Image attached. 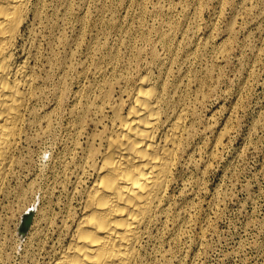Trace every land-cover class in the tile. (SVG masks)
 I'll return each instance as SVG.
<instances>
[{
    "label": "rangeland",
    "instance_id": "1",
    "mask_svg": "<svg viewBox=\"0 0 264 264\" xmlns=\"http://www.w3.org/2000/svg\"><path fill=\"white\" fill-rule=\"evenodd\" d=\"M40 1L30 0V12L24 26L27 28L22 30L23 35L18 40L16 53L18 59H27L28 63L32 65L31 67L34 65L32 68L34 77H36L34 82L38 89L31 105L34 106V109L37 107L35 111L39 114L40 119L25 124L24 127L27 130L24 128L25 131L16 150L17 153H15L21 160L20 165L19 162L17 163L19 166L13 165L11 170L14 174L10 170L11 173L9 172L7 178L9 180L5 185L6 190L0 196V264H48L52 258V254L49 252L51 245L55 244L57 249L60 244L55 238L57 234L53 230L51 231L53 227L50 228L44 223L43 215L45 213L46 216L53 218L64 213L71 197L70 203L77 208L80 203V199H78L80 195L72 192L73 180L76 175H81L79 188L84 186V142L87 131L93 128V123L90 122L93 113L88 112L84 121V118H81V116L84 117V112H80L81 108L87 101L100 104L101 101L97 97V93L103 90L108 77L111 79H109L112 88L111 96L125 98L126 94L121 92L123 86L128 87L129 84H132L136 75L144 73L148 67L152 70L154 78L160 76L163 78L168 89H171L175 83L180 84L181 92L185 91L181 93L185 95H182L183 103L188 107L187 125L189 124L188 127L192 125L195 128L190 127L192 129L190 132L193 134L190 133V139L188 137V141L186 140L183 155L178 160L179 165L176 163L178 167L174 166L168 184L166 200H164L168 207V213L162 215L159 224L152 226L150 233L146 234L148 236L143 237L141 242L143 245L138 247L135 264L141 262V264H264V0H244V2L242 0ZM102 3L105 5L102 6ZM161 4H164L163 8ZM38 7L41 8L38 9ZM32 9H37V13H32ZM78 12L81 14L79 15ZM54 13L57 15L55 16ZM76 16L78 17L76 18ZM32 17L35 20H32ZM261 19L263 20L261 21ZM163 21L164 23L167 21V23L164 24ZM173 21L176 22V24L174 22L172 30L174 42L172 40V48L170 47L169 50L168 47L163 46V43H160L159 32L169 31V23L172 24ZM61 22L64 24L61 25ZM54 24L56 25L54 26ZM114 24L115 26H113ZM30 25L31 28H29ZM228 25H231V30H228L230 29ZM130 31L131 33H129ZM154 33L155 35H153ZM144 37L149 42L144 41ZM180 40L182 41L180 42ZM106 44L107 46H105ZM204 44L207 45L204 47ZM92 45L97 47L94 48ZM153 45L154 47H151ZM22 47L24 50L21 49ZM33 47L37 48L34 50ZM26 48L33 53H30ZM150 49L154 50L150 51ZM136 50L141 51L137 53ZM162 50L164 53L160 52ZM153 53L158 54L160 62H154ZM166 54L174 57H168ZM200 54L202 57H199ZM31 55L32 57H30ZM171 62L173 63L171 64ZM48 64L51 65V70L47 68ZM179 65L181 66L179 67ZM169 68L174 70L171 71ZM156 71H158L157 74ZM44 73L45 80L43 79ZM49 75H52L51 78ZM120 75L125 79L128 78V81H125ZM193 75L195 76L193 77ZM55 78L58 79V82ZM180 78L182 79L180 80ZM180 81L181 83H179ZM188 82L190 83L187 84ZM62 84H66L65 88ZM183 86L185 90H183ZM52 88L56 91L54 89L51 91ZM200 93L205 96L202 97ZM194 94H197L196 98ZM38 96H41V99ZM80 96L85 98H80ZM80 102L83 105H80ZM193 103L194 108H191ZM103 110L101 112L103 116L110 113V107L106 104L103 105ZM192 111L194 112L192 113ZM89 117L91 118L89 119ZM80 126L82 129L79 128ZM43 127L50 128L47 130ZM42 134L44 135L42 136ZM212 143H216V146ZM22 156L23 158H21ZM74 164L75 168L80 165V169L78 167L75 169ZM185 165L187 166L185 167ZM174 171L176 172L174 173ZM11 174H13L12 177H15L12 178ZM74 174L75 176H73ZM65 175H68L69 178ZM183 181L185 184L183 183L182 187L181 182ZM7 199L8 201H6ZM58 199L60 202H57ZM173 199L174 201H172ZM63 205L65 206L63 207ZM30 207L33 209L32 228H28L25 233H20L22 215ZM177 208L180 209L179 212ZM171 216L173 223L170 221ZM35 222L36 224H34ZM163 224L167 225L166 228ZM41 227L42 230H40ZM37 230L40 232L39 234ZM159 230H163V234ZM52 241L53 243H51ZM143 257L146 259L144 262Z\"/></svg>",
    "mask_w": 264,
    "mask_h": 264
},
{
    "label": "bare ground",
    "instance_id": "2",
    "mask_svg": "<svg viewBox=\"0 0 264 264\" xmlns=\"http://www.w3.org/2000/svg\"><path fill=\"white\" fill-rule=\"evenodd\" d=\"M36 1V0H35ZM42 1V0H41ZM40 1V2H41ZM46 1V0H45ZM56 1V0H55ZM93 1V0H92ZM103 1V0H102ZM172 1V0H170ZM185 1V0H184ZM190 0H188L189 2ZM219 1V0H218ZM223 1V0H222ZM221 1V3H222ZM244 2V0H242ZM241 1V2H242ZM43 2V1H42ZM97 2V0H96ZM159 2V0H158ZM242 2V3H243ZM64 3V2H63ZM71 3V2H70ZM83 3V2H82ZM163 3V2H162ZM168 3V2H167ZM177 3V2H176ZM181 3V2H180ZM194 3V2H193ZM191 3V4H193ZM30 0H0V196L5 192V185L13 165H20L15 155L24 126L27 122L39 120V114L31 103L36 95V85L33 67L27 59H18L16 55L18 40L22 37V30L29 10ZM34 4V3H33ZM69 4V2H68ZM95 4V2H94ZM99 4V3H98ZM104 3H102L103 6ZM146 4V3H145ZM154 4V3H153ZM159 4V3H158ZM170 4V3H169ZM174 4V2H173ZM179 4V3H178ZM190 4V3H188ZM46 5V4H44ZM43 5V6H44ZM64 5V4H63ZM88 5V4H87ZM96 5V4H95ZM105 5V4H104ZM147 5V4H146ZM156 5V4H155ZM162 8L164 4H161ZM35 6V5H34ZM40 6V5H38ZM49 6V5H48ZM139 6V5H138ZM143 6V5H142ZM152 6V5H151ZM160 6V4H159ZM158 6V7H159ZM168 6V5H167ZM170 6V5H169ZM178 6V5H177ZM180 6V5H179ZM190 6V5H189ZM194 6V4H193ZM218 6V5H216ZM235 6V5H234ZM31 7V6H30ZM46 7V6H45ZM96 7V6H95ZM140 7V6H139ZM146 7V6H145ZM148 7V5H147ZM146 7V8H147ZM153 7V6H152ZM151 7V8H152ZM157 7V9H158ZM160 7V8H161ZM174 7V6H172ZM185 8V6H183ZM182 7V8H183ZM220 7V5H219ZM231 7V6H230ZM41 8V7H40ZM38 7V9H40ZM61 8V7H60ZM69 6L67 7V9ZM80 8V6H79ZM78 8V9H79ZM81 8H83L81 6ZM142 8V7H141ZM171 8V6H170ZM176 8V7H175ZM188 8V7H187ZM196 8V7H194ZM165 9V8H164ZM163 9V10H164ZM232 9V8H231ZM42 10V9H41ZM59 10V9H58ZM66 10V8H65ZM82 10V9H81ZM144 10V9H142ZM151 9L149 8V11ZM176 10V9H175ZM183 10V9H182ZM195 10V9H194ZM37 13V9H32ZM57 11V10H56ZM71 12V10H69ZM140 11V9H139ZM138 11V12H139ZM156 11V10H154ZM153 11V12H154ZM169 11V10H168ZM180 11V10H179ZM178 11V12H179ZM198 11V10H197ZM215 11V10H214ZM219 11V9H218ZM41 12V11H40ZM45 12V11H43ZM64 12V11H63ZM102 12V11H101ZM145 12V11H144ZM148 12V11H147ZM146 12V13H147ZM152 12V13H153ZM160 12V11H159ZM162 12V11H161ZM184 12V11H183ZM189 12V9H188ZM193 12V11H192ZM196 12V11H195ZM194 12V14H195ZM213 12V10H212ZM42 13V12H41ZM39 13V14H41ZM46 13V12H45ZM57 13V12H55ZM54 13V15H55ZM67 13V12H66ZM97 13V12H96ZM100 13V12H99ZM141 13V12H140ZM145 13V14H146ZM163 13V12H162ZM186 13V11H185ZM44 14V13H43ZM42 14V15H43ZM60 14V13H59ZM79 14V12H78ZM81 14V13H80ZM79 14V15H80ZM101 14V13H100ZM139 14V13H138ZM144 14V15H145ZM148 14V13H147ZM165 14V13H164ZM163 14V15H164ZM168 14V12H167ZM171 14V13H170ZM169 14V15H170ZM184 14V13H183ZM188 14V13H187ZM193 14V15H194ZM214 14V13H213ZM218 14V13H217ZM57 15V14H56ZM55 15V16H56ZM74 15V13H73ZM143 15V14H142ZM158 15V14H156ZM192 15V17H193ZM41 16V15H40ZM67 16V15H66ZM72 16V15H71ZM75 16V15H74ZM84 16V15H83ZM191 16V15H190ZM195 16V15H194ZM217 16V15H216ZM36 18V16H34ZM32 17V20H35ZM78 16H76L77 18ZM137 17H139L137 15ZM159 17V16H157ZM169 17V16H168ZM171 17V16H170ZM31 18V17H30ZM29 18V19H30ZM56 18V17H55ZM60 18V17H58ZM75 18V17H74ZM80 18V17H79ZM98 18V16H97ZM164 18V17H163ZM264 18V17H263ZM63 19V18H62ZM67 19V18H66ZM154 19V18H153ZM152 19V20H153ZM157 19V18H156ZM162 19V18H161ZM169 19V18H168ZM193 19V18H192ZM195 19V18H194ZM39 20V19H37ZM42 20V19H40ZM59 20V19H58ZM61 20V18H60ZM84 20V19H83ZM173 20V19H172ZM263 19H261L262 21ZM31 21V20H30ZM63 22V20H61ZM80 21V20H79ZM78 21V22H79ZM160 21V20H159ZM264 21V20H263ZM33 22V21H32ZM57 22V19H56ZM55 22V23H56ZM61 22V25L64 23ZM77 22V23H78ZM170 22V21H169ZM173 25L169 23V31L159 32L160 43L171 47ZM211 22V21H210ZM80 23V22H79ZM82 23V22H81ZM158 23V22H156ZM164 23V21H163ZM167 21L164 23L166 24ZM264 23V22H263ZM33 24V23H32ZM51 24V23H50ZM57 24V23H56ZM54 24V26L56 25ZM60 24V23H59ZM153 24V22H152ZM150 23V25L152 26ZM176 24V22H175ZM214 24V23H213ZM212 24V26H213ZM39 25V24H38ZM52 25V24H51ZM81 25V24H80ZM168 25V24H167ZM208 25V24H206ZM28 26V24H27ZM37 26V25H34ZM68 26V25H67ZM77 26V25H76ZM115 26V24L113 25ZM177 26V25H176ZM229 26V25H228ZM53 27V25H52ZM51 27V28H52ZM58 27V26H56ZM70 27V26H69ZM72 27V25H71ZM112 27V26H111ZM150 27V26H149ZM158 27V26H157ZM161 27V26H160ZM168 27V26H167ZM231 30V25L229 26ZM31 28V25L30 27ZM35 28V27H34ZM55 28V27H54ZM64 28V27H63ZM114 28V27H113ZM155 28V27H154ZM153 28V29H154ZM159 28V27H158ZM208 28V26H207ZM216 28V27H214ZM227 28V27H226ZM73 29V28H72ZM148 29V28H147ZM160 29V28H159ZM163 29V28H162ZM34 30V29H33ZM53 30V28L51 29ZM71 30V29H70ZM77 30V29H76ZM166 30V29H165ZM208 30V29H207ZM215 30V29H214ZM227 30V31H228ZM24 31V30H23ZM39 31V30H38ZM55 31V30H54ZM57 31V30H56ZM73 31H75L73 29ZM127 31V30H126ZM129 31V30H128ZM127 31V32H128ZM143 31V30H142ZM150 31V30H149ZM163 31V30H162ZM181 31V30H180ZM205 31V30H204ZM31 32V31H30ZM61 32V31H60ZM140 32V31H139ZM148 32V31H147ZM146 32V33H147ZM156 32V31H155ZM176 32V31H175ZM209 32V31H208ZM24 33V32H23ZM29 33V32H28ZM35 33V32H34ZM56 33V32H55ZM131 33V31L129 32ZM128 33V34H129ZM143 33V32H142ZM157 33V32H156ZM226 33V32H225ZM228 33V32H227ZM52 34V33H51ZM125 34V33H124ZM141 34V32H140ZM144 34V33H143ZM175 34V33H174ZM173 34V35H174ZM230 34V33H229ZM60 35V34H59ZM62 35V33H61ZM60 35V36H61ZM149 35V34H148ZM155 35V33L153 34ZM177 35V34H175ZM32 36V35H31ZM38 36V35H37ZM36 36V37H37ZM125 36V35H124ZM145 36V35H144ZM152 36V35H151ZM209 36V35H208ZM28 37V36H27ZM30 37V36H29ZM58 37V36H56ZM60 38V37H59ZM106 38V37H105ZM108 38V36H107ZM106 38V39H107ZM149 38V37H148ZM152 38V37H151ZM155 38V37H153ZM175 38V37H174ZM207 38V37H206ZM225 38V37H223ZM55 39V38H54ZM126 39V38H125ZM145 39V37H144ZM22 40V39H21ZM105 40V39H104ZM110 40V39H108ZM106 40V41H108ZM142 40V38H141ZM153 40V39H152ZM158 40V38H157ZM186 40V39H185ZM184 40V41H185ZM189 40V39H188ZM209 40V39H208ZM228 40V39H226ZM23 41V40H22ZM25 41V40H24ZM98 41V40H97ZM123 41V40H122ZM125 41V40H124ZM123 41V42H124ZM146 41V39L144 40ZM159 41V40H158ZM157 41V43H158ZM182 40H180L181 42ZM31 42V41H30ZM146 42H149L148 40ZM156 42V41H155ZM174 42V40H173ZM188 42V41H187ZM190 42V41H189ZM222 42V41H221ZM226 43L225 41H223ZM26 43V41H25ZM96 44V42L94 41ZM103 43V42H102ZM101 43V44H102ZM204 43V41H203ZM223 43V44H224ZM22 44V43H21ZM30 44V43H29ZM93 44V45H95ZM105 44V43H104ZM156 44V43H154ZM174 44V43H173ZM179 43L177 42V45ZM187 44V43H186ZM190 44V43H188ZM20 45V44H19ZM27 45V44H26ZM31 45V44H30ZM29 45V46H30ZM35 45V44H34ZM92 45V46H93ZM98 45V44H96ZM161 45V44H159ZM176 45V44H175ZM176 45V47H178ZM198 45V44H197ZM207 45V44H206ZM204 44V47L206 46ZM21 46V45H20ZM19 46V47H20ZM23 46H25L23 44ZM37 46V45H36ZM100 46V45H99ZM103 46V45H102ZM107 46V44L105 45ZM104 46V47H105ZM156 46V45H155ZM185 46V45H184ZM190 46V45H189ZM188 46V47H189ZM220 46V45H219ZM218 46V47H219ZM94 47V46H93ZM97 47V46H95ZM94 47V48H95ZM139 47V46H138ZM151 47H154L151 46ZM175 47V46H174ZM180 47V46H179ZM187 47V46H186ZM187 47V48H188ZM223 47V45H222ZM22 47L21 49H23ZM31 48V47H30ZM35 47H33L34 49ZM37 48V47H36ZM35 48V49H36ZM136 48V46H135ZM141 48V46L139 47ZM165 48V47H164ZM172 48V47H171ZM182 48V47H181ZM186 48V49H187ZM27 49V48H26ZM34 49V50H35ZM99 49V48H97ZM102 50V48H100ZM149 50V48H147ZM183 49V48H182ZM198 49V48H197ZM203 49V48H202ZM205 49V48H204ZM207 49V48H206ZM224 49V47H223ZM221 48V51L223 50ZM24 50V49H23ZM28 50V49H27ZM41 50V49H40ZM138 50V49H137ZM136 50V51H137ZM143 50V49H142ZM154 50V49H153ZM150 49V51H153ZM165 50V49H164ZM170 50V49H169ZM220 50V49H218ZM29 51V50H28ZM52 51V50H51ZM96 51V49H95ZM99 51V50H98ZM141 50L137 51L140 53ZM149 51V52H150ZM156 51V50H155ZM178 51V50H177ZM181 51V50H180ZM190 51V50H189ZM204 51V50H203ZM25 52V51H24ZM30 52V51H29ZM144 52V51H142ZM160 52H163L160 51ZM184 52V50H183ZM196 53L194 51H191ZM202 52V51H201ZM223 52V51H222ZM225 52V51H224ZM26 53V52H25ZM33 53V52H30ZM43 53V52H42ZM95 53V52H94ZM159 53V52H158ZM164 53V52H163ZM168 53V52H167ZM189 53V52H188ZM200 53V50H199ZM204 53V52H203ZM221 53V52H219ZM48 54V53H46ZM160 54V53H159ZM170 54V53H168ZM174 54V53H173ZM190 54V53H189ZM192 54V53H191ZM198 54V53H197ZM218 54V52H217ZM24 55V54H23ZM29 55V54H28ZM33 55V54H32ZM32 55L30 57H32ZM36 55V54H35ZM42 55V54H41ZM154 62H160L155 53ZM177 55V54H176ZM185 55V54H184ZM224 55V54H223ZM20 56V55H19ZM39 56V55H38ZM51 56V53H50ZM151 56V55H150ZM164 56V55H163ZM166 56H171L167 55ZM186 56V55H185ZM192 57V55H190ZM189 56V57H190ZM195 56V55H194ZM201 54L199 55V57ZM25 57V56H24ZM35 57V56H34ZM40 57V56H39ZM45 57V56H44ZM172 57V56H171ZM174 57V56H173ZM172 57V58H173ZM188 57V56H187ZM202 57V56H201ZM221 57V56H220ZM48 58V57H47ZM171 58V59H172ZM177 58V57H176ZM184 58V57H183ZM186 58V57H185ZM39 59V58H38ZM37 59V60H38ZM42 59V58H40ZM45 59V58H44ZM43 59V60H44ZM49 59V58H48ZM162 59V58H161ZM217 59V58H216ZM34 60V59H33ZM46 60V59H45ZM173 60V59H172ZM171 60V61H172ZM179 60V59H178ZM195 60V59H194ZM49 61V60H48ZM50 61L51 58H50ZM165 61V60H164ZM187 61V60H185ZM192 61V60H191ZM196 61V60H195ZM34 64V61H32ZM38 62V61H37ZM41 62V61H40ZM147 62V61H146ZM145 62V63H146ZM163 62V61H162ZM180 62V61H179ZM216 62V61H215ZM51 63V62H50ZM153 63V64H156ZM173 62H171L172 64ZM47 64V62H46ZM147 64V63H146ZM150 64V63H149ZM162 64V63H161ZM169 64V63H168ZM182 64L183 61H182ZM187 64V62H186ZM194 64V63H193ZM43 66V64H41ZM49 68L51 67L48 64ZM166 65V64H165ZM38 67V65H36ZM41 66V67H42ZM114 66V65H113ZM148 67V65H146ZM150 66V65H149ZM162 66V65H161ZM169 66V65H168ZM173 66V65H172ZM181 65H179L180 67ZM193 66V65H192ZM36 67V68H37ZM39 67V68H41ZM151 67V66H150ZM43 68V67H42ZM41 68V69H42ZM166 68V67H165ZM52 69V67H51ZM50 69V70H51ZM54 69V68H53ZM146 69V68H145ZM155 69V68H154ZM170 69V68H169ZM181 69V68H178ZM188 69V67H187ZM186 69V70H187ZM39 70V69H38ZM43 70V69H42ZM98 70V69H97ZM96 70V71H97ZM101 70V69H99ZM157 70V69H156ZM166 70V69H165ZM171 70V69H170ZM174 70V69H173ZM171 70V71H173ZM176 70V69H175ZM104 71V70H103ZM102 71V72H103ZM109 71V70H108ZM145 71V70H144ZM148 69L136 75L132 84L123 86L121 92L125 98L111 96L110 78L105 80L103 90L97 93L101 101L85 102L80 112H84V121L88 112L93 113L91 121L93 128L87 131L84 142V186L81 184V175H76L73 184V193L79 194L80 203L76 208L70 200L64 213L51 218L43 215L44 223L53 227L60 246L55 244L49 251L52 254L48 264H135L138 256V247L143 237L150 233L162 215L167 212L165 195L168 189L173 169L182 156L186 147V140L190 136V127L187 125L188 107L183 103L180 84H174L171 89L163 78L152 75ZM168 71V70H167ZM183 71V70H182ZM190 71V70H189ZM188 71V72H189ZM209 71V70H208ZM35 72V71H34ZM56 72V71H55ZM100 72V71H99ZM158 71H156L157 74ZM180 72V71H179ZM39 73V71H38ZM48 73V72H47ZM101 73V72H100ZM136 73V72H135ZM134 73V74H135ZM121 74V73H120ZM124 74V73H123ZM122 74V75H123ZM133 74V75H134ZM155 74V73H154ZM179 74V73H177ZM184 74V73H183ZM40 75V74H39ZM38 75V77H39ZM65 75V74H64ZM120 75V76H122ZM132 75V77H133ZM162 75V74H161ZM182 75V74H181ZM50 76V75H49ZM52 76V75H51ZM50 76V78H51ZM60 76V75H59ZM125 76V75H123ZM122 76V77H123ZM129 76V75H127ZM156 76V75H155ZM159 76V75H158ZM169 76V75H168ZM173 76V75H171ZM170 76V77H171ZM195 75H193L194 77ZM47 77V76H46ZM55 77V76H53ZM65 77V76H63ZM62 77V78H63ZM166 77V76H165ZM164 77V78H165ZM183 77V76H181ZM185 77V76H184ZM189 77V76H188ZM41 78V77H39ZM60 78V77H59ZM116 78V77H115ZM114 78V79H115ZM120 78V77H119ZM124 78V77H123ZM122 78V79H123ZM169 78V77H168ZM167 78V80H168ZM191 78V77H190ZM42 79V78H41ZM45 80V73L44 78ZM48 79V78H47ZM53 79V78H52ZM61 79V78H60ZM65 79V78H63ZM110 79V80H109ZM128 79V78H127ZM124 78L125 81H128ZM131 79V78H130ZM182 78H180L181 80ZM186 79V78H185ZM194 79V78H193ZM43 80V81H44ZM56 80V78H55ZM58 80V79H57ZM56 80V82H58ZM113 80V79H112ZM121 80V78H120ZM166 80V79H165ZM174 80V79H173ZM184 80V79H183ZM187 80V79H186ZM42 81V80H41ZM47 81V80H46ZM45 81V82H46ZM52 81V80H51ZM62 81V79H61ZM64 81V80H63ZM131 81V80H130ZM175 81V80H174ZM190 81V80H189ZM194 81V80H193ZM192 81V82H193ZM196 81V80H195ZM55 82V81H54ZM117 82V81H116ZM114 82V83H116ZM120 82V81H118ZM167 82V81H166ZM177 82V81H176ZM62 83V82H61ZM125 83V82H124ZM128 83V82H127ZM181 83V81L179 82ZM183 83V82H182ZM185 83V82H184ZM188 82L187 84H189ZM58 84V83H57ZM57 84H55L57 86ZM117 84V83H116ZM122 84V83H121ZM53 85V84H52ZM63 85V84H62ZM184 85V84H183ZM201 85V84H200ZM64 88L66 86L63 85ZM113 86V85H112ZM120 86V85H119ZM170 86V85H169ZM190 86V85H189ZM55 87V86H54ZM62 87V86H61ZM184 87V86H183ZM40 88V87H39ZM189 88V87H188ZM201 88V87H200ZM41 89V88H40ZM39 89V90H40ZM43 89V88H42ZM54 88L51 89V91ZM187 89V88H186ZM191 89V88H190ZM55 90V89H54ZM185 90V87L184 89ZM56 91V90H55ZM62 91V90H60ZM92 91V90H91ZM99 91V90H98ZM202 91V90H200ZM40 92V91H39ZM38 92V93H39ZM64 92V89H63ZM120 92V93H121ZM185 92V91H184ZM183 92V93H184ZM189 92V91H186ZM47 93V92H46ZM44 93V94H46ZM89 93V92H88ZM119 93V94H120ZM198 93V92H195ZM202 93V92H201ZM200 93V94H201ZM49 94V93H48ZM55 92L53 93V95ZM41 95V94H40ZM43 95V94H42ZM57 95V94H56ZM118 95V94H117ZM188 95V94H187ZM190 95V94H189ZM188 95V96H189ZM197 94H194V97ZM202 97L205 95L201 94ZM47 96V95H46ZM87 98L88 95H84ZM185 96V95H184ZM187 98L189 99V97ZM191 96V95H190ZM37 97V96H36ZM39 97V96H38ZM41 97V96H40ZM39 97V98H40ZM44 97V96H43ZM42 97V98H43ZM55 97V95H54ZM57 97V96H56ZM193 97V98H194ZM58 98V97H57ZM56 98V99H57ZM80 98H85L81 97ZM115 98V99H114ZM184 98V97H183ZM186 98V99H187ZM196 98V97H195ZM194 98V99H195ZM201 98V96H200ZM41 99V98H40ZM47 99V98H46ZM55 99V100H56ZM185 99V100H186ZM198 99V98H197ZM36 100V99H35ZM43 100V99H42ZM45 100V99H44ZM50 100V99H47ZM80 101V99H78ZM82 100V99H81ZM90 100V99H88ZM199 100V99H198ZM34 101V100H33ZM51 101V100H50ZM192 101V99H191ZM196 101V99H195ZM83 102V101H82ZM190 102V101H189ZM193 102V101H192ZM197 102V101H196ZM49 103V102H48ZM110 107V113L102 115L103 105ZM195 103V102H194ZM194 103L191 108H194ZM200 103V101H199ZM76 104V103H75ZM80 105L83 103H79ZM78 104V105H79ZM190 104V103H189ZM41 105V104H40ZM79 105V106H80ZM76 106V105H75ZM42 107V106H41ZM55 107V106H54ZM52 107V108H54ZM78 107V106H77ZM43 108V107H42ZM51 108V109H52ZM108 109V108H107ZM197 109V108H196ZM50 110V109H49ZM39 111V110H38ZM45 111V110H44ZM43 111V112H44ZM53 111V110H51ZM77 111V110H76ZM106 111V110H105ZM191 111V110H190ZM195 111V110H194ZM192 111V113L194 112ZM47 112V111H46ZM72 112V111H71ZM78 112V111H77ZM48 113V112H47ZM46 113V114H47ZM54 113V111H53ZM73 113V112H72ZM75 113V112H74ZM79 113V112H78ZM196 113V112H195ZM71 114V113H70ZM89 114V113H88ZM190 114V113H189ZM43 115V113H42ZM49 115V114H48ZM74 115V114H72ZM103 117H102V116ZM193 115V114H192ZM51 116V115H50ZM49 116V117H50ZM70 116V115H69ZM76 116V115H75ZM90 116V115H89ZM190 116V115H189ZM198 116V114H197ZM43 117V116H42ZM48 117V116H46ZM54 117V116H53ZM52 117V118H53ZM39 118V119H38ZM73 118V117H72ZM88 118V117H87ZM44 119V118H43ZM197 120V119H196ZM191 121V120H189ZM41 122V121H40ZM49 122V120H48ZM193 122V121H192ZM39 123V121H38ZM42 123V122H41ZM47 123V122H46ZM50 123V122H49ZM48 123V125H49ZM88 123V122H87ZM86 123V124H87ZM190 123V122H189ZM33 124V123H32ZM43 124V123H42ZM85 124V123H84ZM192 124V123H191ZM28 125V124H27ZM39 125V124H38ZM46 125V124H44ZM196 125V124H195ZM32 126V125H31ZM40 126V125H39ZM29 127V126H28ZM38 127V126H37ZM46 127V126H45ZM43 127V128H45ZM50 128V127H48ZM48 128H45L49 130ZM81 128V126L79 127ZM192 128H195L192 126ZM203 128V127H202ZM27 130V128H25ZM31 129V128H30ZM44 129V130H45ZM82 129V128H81ZM86 129V128H85ZM43 130V131H44ZM78 130V129H77ZM197 130V129H196ZM40 132V129L38 130ZM195 131V130H194ZM28 132V131H27ZM30 132V131H29ZM34 132V131H33ZM37 132V131H36ZM35 132V133H36ZM38 132V133H39ZM42 132V131H41ZM49 132V131H47ZM203 132V131H201ZM204 133V132H203ZM224 133V132H223ZM222 133V134H223ZM34 134V133H33ZM46 134V133H45ZM200 134V133H199ZM221 134V135H222ZM28 135V134H27ZM26 135V136H27ZM30 135V134H29ZM36 135V134H35ZM44 134H42L43 136ZM220 135V136H221ZM196 136V135H195ZM202 136V135H201ZM30 138L32 136H29ZM37 137V136H34ZM38 138V137H37ZM202 138V137H201ZM34 139V138H33ZM190 139V137H189ZM24 140V139H23ZM29 140V139H28ZM37 140V139H36ZM42 140V139H39ZM194 140V139H193ZM188 141V140H187ZM216 141V140H215ZM32 142V141H31ZM214 142V141H213ZM30 143V142H29ZM218 144V141L216 142ZM215 143V144H216ZM31 144V143H30ZM189 144V143H188ZM196 144V142H195ZM194 144V145H195ZM213 144V143H212ZM215 145V144H213ZM190 145V144H189ZM193 145V146H194ZM28 146V145H27ZM200 146V145H197ZM196 146V147H197ZM209 146V145H208ZM216 146V145H215ZM195 147V146H194ZM27 148V147H25ZM24 148V149H25ZM200 148V147H199ZM21 149V148H20ZM187 149V148H186ZM199 150V149H198ZM190 151V150H189ZM211 151V149H210ZM83 152V151H82ZM212 152V151H211ZM210 152V153H211ZM187 153V152H186ZM192 153V152H191ZM23 154V153H20ZM190 154V153H189ZM209 154V153H208ZM212 154V153H211ZM193 155V153H192ZM82 156V155H81ZM80 156V158H81ZM189 156V155H188ZM190 157V156H189ZM23 158V156L21 157ZM189 159V158H188ZM24 160V159H22ZM26 160V159H25ZM191 160V159H190ZM80 161V160H79ZM82 161V160H81ZM183 161V160H182ZM195 161V160H194ZM24 162V161H23ZM189 162V161H188ZM78 163V162H77ZM81 163V162H80ZM190 163V162H189ZM195 163V162H194ZM17 164V165H18ZM187 164V163H186ZM18 165V166H19ZM179 165V163H178ZM183 165V164H182ZM189 165V164H188ZM192 165V164H191ZM25 166V165H23ZM75 168V164L73 165ZM177 166V165H176ZM187 165H185L186 167ZM78 167V165H77ZM76 167V168H77ZM80 167V165H79ZM78 167V168H79ZM178 167V166H177ZM176 167V169H177ZM181 167V165H180ZM67 168V167H66ZM75 168V169H76ZM182 168V167H181ZM24 169V168H23ZM80 169V168H79ZM175 169V170H176ZM180 169V168H179ZM16 170V169H15ZM19 170V169H18ZM21 170V169H20ZM64 170V169H63ZM73 170V169H72ZM71 170V171H72ZM186 170V169H185ZM12 171V170H11ZM68 171V169H67ZM10 172V173H9ZM13 172V171H12ZM75 172V171H74ZM176 171H174L175 173ZM69 173V172H68ZM14 174V172H13ZM11 174V177L12 175ZM17 174V173H16ZM71 174V173H70ZM179 174V173H178ZM177 174V175H178ZM19 175V174H18ZM69 175V174H68ZM67 175V176H68ZM66 176V175H65ZM66 176V177H67ZM75 176V174L73 175ZM72 176V177H73ZM15 177V176H13ZM12 177V178H13ZM176 177V175H175ZM183 178V175L181 176ZM69 178V176H68ZM180 179V178H179ZM66 180V179H65ZM184 180V179H183ZM62 181V180H61ZM181 181V180H180ZM64 182V181H63ZM62 182V183H63ZM66 182V181H65ZM186 182L188 180L186 179ZM59 183V182H58ZM61 183V182H60ZM71 183V182H70ZM69 183V184H70ZM176 183V182H175ZM179 183V182H178ZM182 184L184 183L181 182ZM54 184V183H53ZM57 184V183H56ZM185 184V183H184ZM182 185V187L184 186ZM188 184V183H187ZM8 185V182H7ZM10 185V184H9ZM54 185H52L53 187ZM62 186V185H61ZM13 187V186H12ZM55 187V186H54ZM64 187V186H62ZM67 187V186H66ZM68 188V187H67ZM173 188V187H172ZM10 189V188H9ZM48 189V188H47ZM64 189V188H63ZM66 189V188H65ZM182 189V188H181ZM185 189V188H184ZM54 190V189H53ZM52 190V191H53ZM72 190V187H71ZM171 190V188H170ZM180 190V189H179ZM10 191V190H9ZM14 191V190H13ZM45 191V190H44ZM43 191V192H44ZM68 191V190H67ZM66 191V193H67ZM174 191V190H173ZM12 192V191H10ZM9 192V195H10ZM20 192V191H19ZM49 192V191H48ZM51 192V191H50ZM62 192V191H60ZM69 192V191H68ZM71 192V191H70ZM171 192V191H170ZM181 192H183L181 190ZM8 193V192H6ZM12 194V193H11ZM16 194V193H15ZM47 194V193H46ZM50 194V193H49ZM55 194V193H54ZM57 194V193H56ZM59 194V193H58ZM72 194V193H71ZM73 194V195H74ZM17 195V194H16ZM20 195V194H19ZM169 195V194H168ZM6 196V195H4ZM3 196V198H4ZM18 196V195H17ZM45 196V195H44ZM61 196V195H60ZM72 196V195H71ZM171 196V195H170ZM8 197V196H7ZM10 197V196H9ZM46 197V196H45ZM49 197V195H48ZM47 197V198H48ZM59 197V196H58ZM67 197V196H66ZM74 197V196H73ZM175 197V196H174ZM1 198V199H3ZM53 199V198H52ZM65 199V198H61ZM74 199V198H73ZM51 200V199H50ZM57 200V199H56ZM55 200V201H56ZM76 200V199H75ZM8 201V199L6 200ZM174 201V199L172 200ZM171 201V202H172ZM3 202V201H2ZM57 202H60L59 199ZM55 202V203H57ZM65 202V201H63ZM74 202V201H73ZM47 203V202H46ZM4 204V202H3ZM49 204V203H48ZM61 204V203H60ZM75 204V203H74ZM175 204V203H174ZM5 206V204H4ZM57 206V205H56ZM65 205H63L64 207ZM3 207V206H2ZM54 207V206H53ZM171 207V205H170ZM176 207V206H175ZM31 208V207H30ZM46 208V207H45ZM50 208V206H49ZM173 208V206H172ZM3 209H5L3 207ZM43 209V208H42ZM56 209V208H55ZM178 209V208H177ZM184 209V208H183ZM48 210V208H47ZM180 209H178L179 212ZM182 210V209H181ZM1 211V210H0ZM40 211V209H39ZM45 211V210H43ZM184 211V210H183ZM38 212V211H37ZM52 212V211H51ZM176 212V210H175ZM174 212V213H175ZM185 212V211H184ZM188 212V210H187ZM186 212V213H187ZM40 213V212H39ZM57 213V212H56ZM59 213V212H58ZM168 213V212H167ZM182 213V212H181ZM180 213V214H181ZM52 214V213H51ZM185 214V213H184ZM36 215V213H35ZM176 216V214H175ZM179 216V215H178ZM180 217V216H179ZM2 218V217H1ZM35 218V217H34ZM59 218V219H57ZM168 218V217H167ZM166 219V218H165ZM177 219V218H176ZM33 220V218H32ZM35 220V219H34ZM40 220V218H39ZM164 220V219H163ZM182 220V219H181ZM186 220V218H185ZM2 221V219H1ZM172 222V216L171 220ZM169 221V222H170ZM183 221V220H182ZM165 222V221H164ZM186 222V221H184ZM183 222V223H184ZM1 223V222H0ZM40 223V222H39ZM162 223V222H161ZM167 223V222H166ZM173 223V222H172ZM178 223V222H177ZM36 224V222L34 223ZM159 224V223H158ZM186 224V223H185ZM44 225V224H43ZM42 225V226H43ZM164 225V224H163ZM177 225V224H176ZM41 226V225H40ZM39 226V227H40ZM162 226V225H161ZM165 226V225H164ZM167 226V225H166ZM165 226V228H166ZM31 227V224L29 228ZM32 228V227H31ZM36 228V227H35ZM158 228V227H156ZM168 228V227H167ZM171 228V225H170ZM173 228V227H172ZM47 229V228H46ZM164 229V228H163ZM42 230V227L40 228ZM45 230V229H43ZM49 230V229H48ZM169 230V229H168ZM167 230V231H168ZM32 231V230H31ZM30 231V233H31ZM38 231V230H37ZM161 231V230H159ZM163 231V230H162ZM161 231V233H162ZM166 231V230H165ZM43 232V231H42ZM45 232V231H44ZM48 232V231H47ZM156 232V231H155ZM40 232L38 231V234ZM46 233V232H45ZM53 233V232H52ZM152 233V232H151ZM158 233V232H157ZM159 233V234H161ZM36 234V233H35ZM47 234V233H46ZM49 234V233H48ZM163 234V233H162ZM43 235V234H42ZM41 235V236H42ZM45 235V234H44ZM152 235V234H151ZM31 236V235H30ZM148 236V235H146ZM162 236V235H161ZM34 237V236H33ZM37 237V236H35ZM39 237V236H38ZM51 237V236H50ZM63 237V238H61ZM152 237V236H151ZM155 237V236H154ZM40 238V237H39ZM44 239V238H43ZM46 239V238H45ZM51 239V238H50ZM149 239V238H148ZM147 239V240H148ZM35 240V239H34ZM145 240V239H144ZM151 240V239H150ZM155 240V239H154ZM38 241V240H37ZM42 241V240H41ZM48 241V240H47ZM50 241V240H49ZM56 241V240H55ZM56 242V243H57ZM144 242V241H143ZM154 242V241H153ZM49 243V242H48ZM149 243V242H148ZM44 244V243H43ZM153 244V243H152ZM159 244V243H157ZM38 245V244H37ZM45 245V244H44ZM143 245V244H142ZM154 246V245H153ZM49 248V247H48ZM141 248V247H140ZM50 249V248H49ZM48 249V250H49ZM39 250V249H38ZM47 250V251H48ZM41 251V250H40ZM45 252V251H44ZM38 253V252H37ZM41 253V252H40ZM48 253V252H47ZM46 253V254H47ZM142 253V252H141ZM45 254V253H44ZM43 255V254H42ZM140 257V256H139ZM34 258V257H33ZM144 258V257H143ZM50 259V258H49ZM48 259V260H49ZM141 259V258H140ZM146 259L144 258L143 262ZM44 263V262H43ZM47 263V261H46ZM142 263V262H141ZM140 263V264H141ZM147 263V262H146ZM138 264V263H137ZM145 264V263H144Z\"/></svg>",
    "mask_w": 264,
    "mask_h": 264
},
{
    "label": "water",
    "instance_id": "3",
    "mask_svg": "<svg viewBox=\"0 0 264 264\" xmlns=\"http://www.w3.org/2000/svg\"><path fill=\"white\" fill-rule=\"evenodd\" d=\"M32 218H33V209L30 208L22 215L21 225L19 227L20 233H25L28 230L32 222Z\"/></svg>",
    "mask_w": 264,
    "mask_h": 264
}]
</instances>
